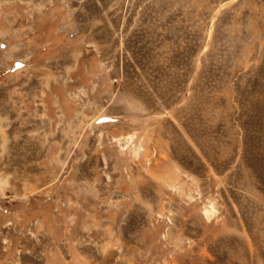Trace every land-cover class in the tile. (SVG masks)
<instances>
[{
	"label": "rangeland",
	"instance_id": "374dc122",
	"mask_svg": "<svg viewBox=\"0 0 264 264\" xmlns=\"http://www.w3.org/2000/svg\"><path fill=\"white\" fill-rule=\"evenodd\" d=\"M0 264H264V0H0Z\"/></svg>",
	"mask_w": 264,
	"mask_h": 264
}]
</instances>
